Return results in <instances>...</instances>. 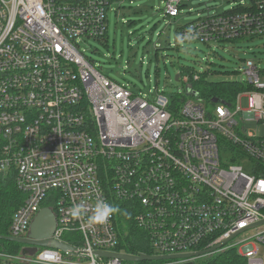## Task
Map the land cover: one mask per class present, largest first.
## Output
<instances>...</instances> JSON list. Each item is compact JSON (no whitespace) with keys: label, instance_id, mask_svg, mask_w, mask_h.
I'll use <instances>...</instances> for the list:
<instances>
[{"label":"built area","instance_id":"1","mask_svg":"<svg viewBox=\"0 0 264 264\" xmlns=\"http://www.w3.org/2000/svg\"><path fill=\"white\" fill-rule=\"evenodd\" d=\"M117 1L125 0H0V175H12L23 195L8 236L26 238L47 207L56 220L51 239L69 247L22 244L37 250L0 254V264H194L227 246L243 264H264V134L245 127L246 120L264 126V70L247 60L246 81L228 101L206 104L189 88L194 99L173 115L164 93H134L80 50L82 39L107 35L106 15ZM166 2L165 14L178 16L183 0ZM262 35L264 0H250L198 16L178 39L223 43ZM118 199L133 209L149 252L121 250L116 214L103 223L91 219L98 201ZM75 204L88 211L73 217ZM216 247L166 260L116 256Z\"/></svg>","mask_w":264,"mask_h":264},{"label":"rangeland","instance_id":"2","mask_svg":"<svg viewBox=\"0 0 264 264\" xmlns=\"http://www.w3.org/2000/svg\"><path fill=\"white\" fill-rule=\"evenodd\" d=\"M235 1L250 4V0ZM235 1L183 0L184 6L175 19L165 14L166 0L117 1L106 15V40L82 39L80 50L101 67L105 76L148 96L155 90V84L167 93L184 94L182 84L175 80L179 67H189L197 74H204L208 81L242 83L246 81L243 68L247 60L264 70V35L223 43L179 41L176 37L179 24L228 10ZM191 98L194 99L188 97ZM241 107L247 108L246 97L241 98ZM245 127L248 132L264 134L263 124L255 120H246ZM242 166L249 170L247 163ZM231 253L235 254L233 247L227 246L201 257L194 264H205L215 258L216 264H243V259L232 260ZM0 254L19 255L3 246H0Z\"/></svg>","mask_w":264,"mask_h":264},{"label":"trees","instance_id":"3","mask_svg":"<svg viewBox=\"0 0 264 264\" xmlns=\"http://www.w3.org/2000/svg\"><path fill=\"white\" fill-rule=\"evenodd\" d=\"M180 6L182 8L184 6L183 3H181ZM235 9L237 10L238 7H236ZM176 17L172 18L175 19ZM187 24H179L177 26L176 37H178L180 30L183 29ZM98 40H102V42H104L106 40V36L103 37V39ZM177 74L178 81H180L182 87L184 88V94L167 93L164 90H159L157 87L158 84H155V90L151 93V95H154L157 91L164 93L169 99V111L173 115L177 114V111L180 109L183 103L188 99V97L191 96L187 92V89L189 88L191 89V91L196 92V94L203 100V102L208 104L212 102L213 98L227 101L232 100L236 92L239 90V85L241 84L235 81H208L206 80V76L204 74H197L189 67H179L177 69ZM194 75H197L198 78L194 79ZM185 77L187 78L186 81L184 80ZM22 201L23 195L17 190L13 176L0 175V235H10V225L13 214L21 205ZM114 205L120 209V211L116 213V215L120 238L122 241L121 250L125 251L126 253L149 252L147 241L144 234L142 233L143 231L133 225V209L128 203L119 199L114 201ZM0 246L5 247L7 250L13 253H20L21 247L18 243L11 241L6 242L0 239ZM230 258H232V260L238 258L239 260L243 261L240 256L236 255V253H231ZM215 259H213L211 262L208 261L205 264H216Z\"/></svg>","mask_w":264,"mask_h":264},{"label":"water","instance_id":"4","mask_svg":"<svg viewBox=\"0 0 264 264\" xmlns=\"http://www.w3.org/2000/svg\"><path fill=\"white\" fill-rule=\"evenodd\" d=\"M175 80L176 82L178 81V74L175 76ZM212 102L217 103L218 99L213 98ZM55 222H56L55 215L52 212V210L47 207H44L40 209L37 215L35 216L29 228L30 232L26 238L17 239V238H13L10 236L0 235V239H5L7 241L15 242L18 244H24V245L28 244V245L57 248V249L66 251L69 248L68 245L64 243L55 242L50 237L55 227ZM224 244L225 242L221 244L220 246ZM215 249H217V247L206 250V251L192 253V254H182V255H173V256H164V257H152L148 255L132 256V255H125V254H118L116 256H119V258L122 260L138 262V261L151 260L153 258L166 260V259H176V258H182V257L188 258V257L202 256L204 254L212 252ZM36 250H37L36 247H23L21 251H22V255L24 256L26 255L32 256L36 252ZM180 264H192V262L189 261V262L180 263Z\"/></svg>","mask_w":264,"mask_h":264},{"label":"clouds","instance_id":"5","mask_svg":"<svg viewBox=\"0 0 264 264\" xmlns=\"http://www.w3.org/2000/svg\"><path fill=\"white\" fill-rule=\"evenodd\" d=\"M87 211L88 209L85 207V205L75 204L70 209V214L73 217H80L84 215ZM119 211L120 209L117 206L101 200V201H98L96 205L94 206L92 210L93 215L91 219L93 221L103 223V222H106L112 215L118 213ZM45 256L50 261L55 259V256L53 253H45Z\"/></svg>","mask_w":264,"mask_h":264}]
</instances>
